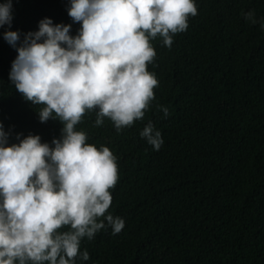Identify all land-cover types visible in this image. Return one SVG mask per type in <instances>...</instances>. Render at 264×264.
<instances>
[{
    "label": "trees",
    "instance_id": "1",
    "mask_svg": "<svg viewBox=\"0 0 264 264\" xmlns=\"http://www.w3.org/2000/svg\"><path fill=\"white\" fill-rule=\"evenodd\" d=\"M68 0H12V30L21 38L45 16L80 27ZM197 12L171 46L157 36L147 69L158 84L140 120L117 132L95 111L75 125L89 143L117 156L118 179L106 210L124 219L120 232L82 238L78 264H264V0H195ZM253 13L255 23L245 19ZM0 26V123L8 142L29 133L51 145L62 123L38 119L11 83L16 50ZM19 43V42H18ZM158 105L168 108L165 117ZM151 120L158 150L139 135ZM99 219H103L100 217ZM66 228L67 226H63Z\"/></svg>",
    "mask_w": 264,
    "mask_h": 264
},
{
    "label": "clouds",
    "instance_id": "2",
    "mask_svg": "<svg viewBox=\"0 0 264 264\" xmlns=\"http://www.w3.org/2000/svg\"><path fill=\"white\" fill-rule=\"evenodd\" d=\"M66 7L80 24L75 34L70 23L45 16L21 38L10 27L12 0H0L2 35L17 53L9 80L39 105L41 122L62 123L51 145L38 133H16L18 142L9 143L11 130L0 123V264H78L89 259L82 238L107 226L121 231L124 219L106 211L117 156L75 125L93 111L95 125L107 117L117 132L140 120L158 84L147 69L156 55L150 41L159 36L170 47L197 12L195 0H68ZM245 19L256 22L251 12ZM158 107L166 117L168 108ZM139 135L154 150L163 143L151 120Z\"/></svg>",
    "mask_w": 264,
    "mask_h": 264
}]
</instances>
